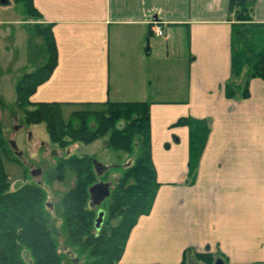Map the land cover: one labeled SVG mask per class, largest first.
<instances>
[{"label":"crops","instance_id":"crops-1","mask_svg":"<svg viewBox=\"0 0 264 264\" xmlns=\"http://www.w3.org/2000/svg\"><path fill=\"white\" fill-rule=\"evenodd\" d=\"M249 1L253 22L264 23V0ZM32 2L52 31L56 64L31 102H58L63 111L149 104L159 186L114 264H186L187 253L206 252L225 264H264V78L252 77L245 97L226 95L230 0ZM154 20L162 36L154 35ZM0 24L32 28L22 17ZM42 41L40 66L48 59ZM183 118L209 126L192 174L191 129L177 123Z\"/></svg>","mask_w":264,"mask_h":264},{"label":"trees","instance_id":"trees-1","mask_svg":"<svg viewBox=\"0 0 264 264\" xmlns=\"http://www.w3.org/2000/svg\"><path fill=\"white\" fill-rule=\"evenodd\" d=\"M22 12L40 18L32 0H11ZM234 12L232 27V76L226 95H248L252 77L264 78V23L252 20V1L230 0ZM48 59L42 66L24 73L15 84L16 103L25 109L26 124L43 123L52 143L64 150L46 180H29L10 189V179L3 169L2 158L13 153L0 125V264H114L123 253L130 229L138 217L147 214L159 183L151 157L150 114L147 102H107L85 104V109L71 112L63 119V104L31 102L29 96L44 82L56 64V46L49 25L36 23ZM0 104L2 98L0 97ZM99 106V109H90ZM75 117V120L72 118ZM191 129L190 174L205 144L209 126L204 120L179 119ZM103 139L104 146L128 155L126 161L110 164L119 169L110 180V193L104 200L103 217L97 226V209H89V187L98 181L91 156L72 154L76 144H90ZM18 159V158H17ZM73 174V184L60 197V230L46 202L49 182ZM107 173V171H106ZM105 173V175H106ZM102 176V178L105 177ZM213 262L210 253H196Z\"/></svg>","mask_w":264,"mask_h":264},{"label":"rangeland","instance_id":"rangeland-1","mask_svg":"<svg viewBox=\"0 0 264 264\" xmlns=\"http://www.w3.org/2000/svg\"><path fill=\"white\" fill-rule=\"evenodd\" d=\"M24 18L28 21V25L32 28H27L26 25L16 24H0V125L2 126L7 140L14 139L18 149L23 151L24 155L17 159L14 153L11 154L13 159L2 158L3 169L8 174L10 179V189L19 187L23 182L29 180H46L49 172L56 164L57 158L62 155V150L58 144L52 143L49 140L44 124H26L25 109L31 107L20 106L16 103L15 84L21 76L29 71L40 66L45 55L42 38L33 29L38 19L22 12V8L18 4H13L9 0V4H0V21ZM17 27H20L18 30ZM27 29V30H26ZM29 29V30H28ZM18 32H21L22 35ZM84 106L67 107L63 111V119L66 121L71 112L78 109H85ZM99 109L101 107H90V109ZM87 109V108H86ZM75 120V117L72 118ZM15 124H20L23 127L16 131ZM19 126V125H18ZM44 142V145L42 144ZM46 149V150H45ZM53 149H56L58 155H51ZM72 154L85 155L101 161L105 165L122 163L127 160L128 155L124 152H115L107 149L104 146L103 139H97L90 144H76L71 147ZM13 151V150H12ZM40 168L43 170L42 175H30L31 169ZM119 169L108 168L103 179L111 180L119 173ZM73 184V174L66 172L63 180L53 178L49 182V193L46 202L58 218L55 226L61 233V240H65V234L61 232L60 222V197ZM104 201L99 206L103 209ZM208 253V252H206ZM186 264H214L205 258H200L196 253L186 254ZM227 264V263H226Z\"/></svg>","mask_w":264,"mask_h":264},{"label":"water","instance_id":"water-1","mask_svg":"<svg viewBox=\"0 0 264 264\" xmlns=\"http://www.w3.org/2000/svg\"><path fill=\"white\" fill-rule=\"evenodd\" d=\"M0 4L7 5V4H9V0H0ZM8 143H9L11 149L15 152V154L17 156H20L21 151L18 150L16 141L14 139H9ZM91 162H92V165H93V168H94V171H95V174L97 177L102 176L108 168V165H105L104 163H102L101 161H98L95 158H92ZM39 171H40L39 169H32L30 171V174L32 176H34ZM110 186H111V184L109 182L99 181V182L92 184L89 187V189H88L89 199L87 202V206L89 209H93L96 206L100 205L101 202L109 196ZM103 214L104 213L102 210L98 211V215H97V218L95 220V224L97 226L100 224L102 217H103ZM214 264H225V263H224L222 258L216 257L214 260Z\"/></svg>","mask_w":264,"mask_h":264},{"label":"flooded vegetation","instance_id":"flooded-vegetation-1","mask_svg":"<svg viewBox=\"0 0 264 264\" xmlns=\"http://www.w3.org/2000/svg\"><path fill=\"white\" fill-rule=\"evenodd\" d=\"M19 125V126H18ZM23 126L22 125H20V124H15V127H14V129L16 130V131H18V130H20L21 128H22ZM42 144L44 145V142H42ZM19 151H21L20 149H18ZM46 150V149H45ZM54 152H56L57 153V151H56V149H53V151L51 152V155H58V154H56V153H54ZM13 153H14V155H16L15 154V152L13 151ZM22 155H24V153H23V151H21V155L20 156H17L16 155V157L18 158V159H20L21 157H22ZM85 155H89V154H85ZM92 158L93 157H91V160H92ZM36 169H39L40 171L39 172H37V174L36 175H42L43 174V170L42 169H40V168H36ZM32 170V169H31ZM30 170V171H31ZM93 170H94V168H93ZM107 170H108V168H107ZM106 170V171H107ZM106 171H105V173H106ZM95 172V171H94ZM105 173L102 175V176H104L105 175ZM31 175V174H30ZM102 176H100V177H98L99 179H98V181H96V182H99V181H103V182H109L110 183V180H108L107 178L106 179H101V177ZM32 177H34V176H32ZM37 182H39L40 180H36ZM95 182V183H96ZM105 200V199H104ZM103 200V201H104ZM102 203V202H101ZM99 206L100 205H98V206H96L95 208H93V209H97V213H98V211H99Z\"/></svg>","mask_w":264,"mask_h":264},{"label":"built area","instance_id":"built-area-1","mask_svg":"<svg viewBox=\"0 0 264 264\" xmlns=\"http://www.w3.org/2000/svg\"><path fill=\"white\" fill-rule=\"evenodd\" d=\"M152 30H153L154 35H156V36H162L163 35V29L160 26L159 22L156 20H154L152 22Z\"/></svg>","mask_w":264,"mask_h":264}]
</instances>
